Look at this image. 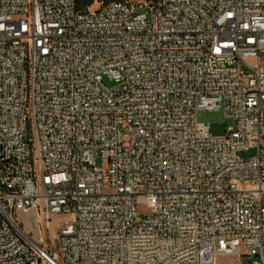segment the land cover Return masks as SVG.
I'll list each match as a JSON object with an SVG mask.
<instances>
[{
	"label": "built area",
	"instance_id": "obj_1",
	"mask_svg": "<svg viewBox=\"0 0 264 264\" xmlns=\"http://www.w3.org/2000/svg\"><path fill=\"white\" fill-rule=\"evenodd\" d=\"M263 104L264 0H0V264H264Z\"/></svg>",
	"mask_w": 264,
	"mask_h": 264
},
{
	"label": "rangeland",
	"instance_id": "obj_2",
	"mask_svg": "<svg viewBox=\"0 0 264 264\" xmlns=\"http://www.w3.org/2000/svg\"><path fill=\"white\" fill-rule=\"evenodd\" d=\"M131 4H135L136 2L140 1V0H125ZM101 1L99 0H93V2L87 6V9L89 11H93L95 10L98 6L99 3ZM136 12L141 10V7H138L136 5H134L133 8ZM103 83L107 86V88L113 92H118L121 88V84L114 82L113 80L104 77L103 78ZM264 107V104L262 105ZM196 118L198 121H202V122H208L209 123V133L211 135L214 136H219L222 135L224 133V130L227 126V124L229 123L228 120H226L223 117L222 111L221 110H212V111H206V110H198L196 113ZM93 155L94 158L96 160V163L98 165H100L101 160L99 157V151L98 149H91L90 150ZM255 153V148L254 147H248L246 149L240 150L238 151V156L240 158H247L251 155H253ZM139 212L140 213H149V209L147 208L146 205L141 204L139 206ZM35 212L34 211H30L28 213H19L17 216V219L21 222L24 223V225L27 227H32V222L35 221ZM41 213V212H40ZM67 218L66 215L60 214L58 216H53L52 217V221H51V225L49 227V229L47 230L48 234H51V232L57 227V225L61 224L65 219ZM38 221L41 223L42 225V216L41 214L38 215ZM42 233L44 234V230L42 229ZM220 255H217L216 258L219 259H224V257H219ZM238 256V259L241 263L243 264H248L251 261V257L250 256H245V255H236Z\"/></svg>",
	"mask_w": 264,
	"mask_h": 264
},
{
	"label": "crops",
	"instance_id": "obj_3",
	"mask_svg": "<svg viewBox=\"0 0 264 264\" xmlns=\"http://www.w3.org/2000/svg\"><path fill=\"white\" fill-rule=\"evenodd\" d=\"M216 257L212 264H243L239 261L238 256L236 255H220L219 257H224V259H219V260Z\"/></svg>",
	"mask_w": 264,
	"mask_h": 264
},
{
	"label": "trees",
	"instance_id": "obj_4",
	"mask_svg": "<svg viewBox=\"0 0 264 264\" xmlns=\"http://www.w3.org/2000/svg\"><path fill=\"white\" fill-rule=\"evenodd\" d=\"M101 2H108V1H112V0H99ZM76 2V6L78 9H85L87 6H89L93 0H75Z\"/></svg>",
	"mask_w": 264,
	"mask_h": 264
}]
</instances>
